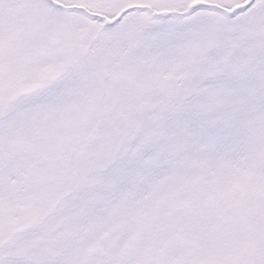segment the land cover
<instances>
[{
    "label": "snow or ice",
    "instance_id": "snow-or-ice-1",
    "mask_svg": "<svg viewBox=\"0 0 264 264\" xmlns=\"http://www.w3.org/2000/svg\"><path fill=\"white\" fill-rule=\"evenodd\" d=\"M0 264H264V0H0Z\"/></svg>",
    "mask_w": 264,
    "mask_h": 264
}]
</instances>
